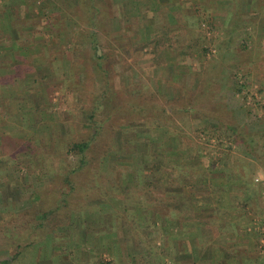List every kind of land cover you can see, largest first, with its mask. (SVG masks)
<instances>
[{"label":"rangeland","instance_id":"obj_1","mask_svg":"<svg viewBox=\"0 0 264 264\" xmlns=\"http://www.w3.org/2000/svg\"><path fill=\"white\" fill-rule=\"evenodd\" d=\"M235 7L0 0L15 45L0 59V264H174L199 179L229 196L211 242L247 237L243 254L264 264V231L236 221L245 210L264 229V27ZM105 88L82 168L73 143L90 137L84 110Z\"/></svg>","mask_w":264,"mask_h":264},{"label":"crops","instance_id":"obj_2","mask_svg":"<svg viewBox=\"0 0 264 264\" xmlns=\"http://www.w3.org/2000/svg\"><path fill=\"white\" fill-rule=\"evenodd\" d=\"M234 3L236 5L234 8L235 15L236 12H239L238 15H240V13H242V15L247 13L250 15L252 25L255 27H264V0H258L256 3L254 0H234ZM6 15L8 16L9 12H7ZM8 38V40H5V37L0 35V59L5 57L6 54L12 53V50L15 48L14 40H11V36H8ZM11 63L14 64L16 62L14 60ZM7 72H9V67L0 68V74ZM11 83L12 81L10 84ZM190 182L191 183L187 182V196L189 197V199H187V248L186 246L178 247L179 252L174 258V264H260L259 261L257 262V259L251 256L247 257L248 253L253 252L254 248H256L249 239L246 243L243 241L244 238L247 237H239L230 247L226 244L230 236L227 233H218V236H216L217 241L211 242L212 229L208 226L207 221L209 217L213 216V210H215L220 203H225L227 205L226 208L229 209V203L226 201L227 197H229L228 192L222 191L221 193L215 192L212 194L209 189L208 181L199 179V181ZM190 207L193 208L189 209ZM250 207H252V204H250ZM230 209L237 211L238 207L232 203ZM246 213L247 211L245 210L239 212L241 217L236 221L243 223L244 219L248 217L249 220L247 224H249L246 228H244L245 226L239 228L238 231H245L248 236L255 235L256 238H259V235L263 233L264 229L257 227L256 220H258V217L255 215L253 216V224L250 223L252 219V216H249L250 212L249 214ZM239 241L243 242L240 243ZM261 242L264 243V237L261 238ZM257 244L258 241H256V245ZM263 246L264 245L261 244V247ZM241 251L243 257L237 256ZM243 251L248 253L243 254ZM259 253V255L263 254L262 256L264 257V249L259 251ZM133 262L134 264H139V261Z\"/></svg>","mask_w":264,"mask_h":264},{"label":"trees","instance_id":"obj_3","mask_svg":"<svg viewBox=\"0 0 264 264\" xmlns=\"http://www.w3.org/2000/svg\"><path fill=\"white\" fill-rule=\"evenodd\" d=\"M42 3V2H41ZM40 3V4H41ZM40 7H42L40 5ZM30 52L32 53V49L30 48ZM95 55L97 56V53H95ZM20 56V55H18ZM27 56V55H26ZM31 58V57H30ZM30 58L28 59H23L24 61H29L30 62ZM15 62L19 61L20 60V57H15L14 58ZM32 60H33V57H32ZM33 62V61H31ZM109 89L108 88H105L99 95L96 96L95 98V105L92 109H89V110H84V114L88 116V119H89V122L88 124H92V126L90 127L89 129V135L90 137L87 139V140H82V141H78L76 143H73V147L72 149L74 150L76 147L79 148V156L81 157V161H80V166L83 168V165H85V163L88 161V158L89 157V154H90V145L96 141V139L98 138L99 134L102 133L103 129V122L101 123H98V121H94L95 119V116H96V113L97 111L104 106L103 104V101L109 96ZM71 149L69 148L68 151H70ZM67 181H72L71 179H67ZM70 187L72 186L71 183L68 184ZM63 202H60V204L57 203V206L54 207V210H57L59 208H61L62 206H64L67 201L66 200H63L61 199ZM45 215V214H44ZM38 225H40V223H38Z\"/></svg>","mask_w":264,"mask_h":264}]
</instances>
